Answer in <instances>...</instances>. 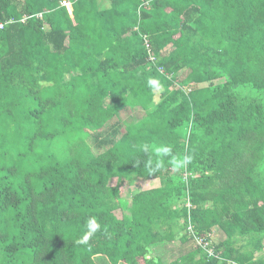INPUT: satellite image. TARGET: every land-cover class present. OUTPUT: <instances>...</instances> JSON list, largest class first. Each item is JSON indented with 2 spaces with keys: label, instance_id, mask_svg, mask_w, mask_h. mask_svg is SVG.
I'll return each instance as SVG.
<instances>
[{
  "label": "trees",
  "instance_id": "obj_1",
  "mask_svg": "<svg viewBox=\"0 0 264 264\" xmlns=\"http://www.w3.org/2000/svg\"><path fill=\"white\" fill-rule=\"evenodd\" d=\"M62 1L0 0V264H264V0Z\"/></svg>",
  "mask_w": 264,
  "mask_h": 264
},
{
  "label": "rangeland",
  "instance_id": "obj_2",
  "mask_svg": "<svg viewBox=\"0 0 264 264\" xmlns=\"http://www.w3.org/2000/svg\"><path fill=\"white\" fill-rule=\"evenodd\" d=\"M170 92H172V90ZM121 114H122V117L123 116L125 117L127 116V111H122ZM116 182L117 180H113L111 182V185H116ZM158 186H159L158 180L145 181V180L137 179L130 186L121 188V196L125 201L128 202V204H130L132 200L134 199L135 195H137L138 193L149 191ZM116 214L118 217H122L121 210L117 211ZM48 241H50V239H45L42 242L46 243ZM171 249H172V245H165L160 249L161 250L160 252L161 254H165ZM80 258L81 256L78 255L76 259L80 260ZM39 264H42V259L40 258H39ZM45 264H47V259H45Z\"/></svg>",
  "mask_w": 264,
  "mask_h": 264
},
{
  "label": "clouds",
  "instance_id": "obj_3",
  "mask_svg": "<svg viewBox=\"0 0 264 264\" xmlns=\"http://www.w3.org/2000/svg\"><path fill=\"white\" fill-rule=\"evenodd\" d=\"M155 83H156V81H154V80H149V84H150V85L155 84ZM88 226H89L91 229H93V230H95L96 228L99 227V225L97 224L95 218H91V219L88 221ZM85 239H87V237H85Z\"/></svg>",
  "mask_w": 264,
  "mask_h": 264
},
{
  "label": "built area",
  "instance_id": "obj_4",
  "mask_svg": "<svg viewBox=\"0 0 264 264\" xmlns=\"http://www.w3.org/2000/svg\"><path fill=\"white\" fill-rule=\"evenodd\" d=\"M61 3H62V6H66V7L70 6V4H71L69 0H63ZM0 29H3V24H0ZM198 244L200 246L201 245L203 246V241L202 240H198ZM206 246H207V244L204 245V247H206ZM208 253L210 255H213L212 250H209Z\"/></svg>",
  "mask_w": 264,
  "mask_h": 264
}]
</instances>
